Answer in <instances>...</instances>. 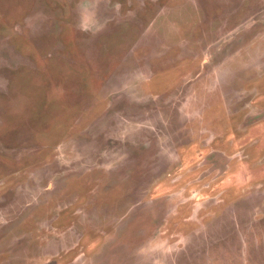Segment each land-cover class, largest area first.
<instances>
[{"label":"rangeland","instance_id":"374dc122","mask_svg":"<svg viewBox=\"0 0 264 264\" xmlns=\"http://www.w3.org/2000/svg\"><path fill=\"white\" fill-rule=\"evenodd\" d=\"M0 264H264V0H0Z\"/></svg>","mask_w":264,"mask_h":264}]
</instances>
